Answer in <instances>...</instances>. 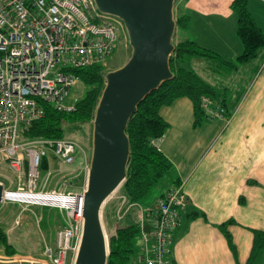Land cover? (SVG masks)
Here are the masks:
<instances>
[{"label": "built area", "instance_id": "1", "mask_svg": "<svg viewBox=\"0 0 264 264\" xmlns=\"http://www.w3.org/2000/svg\"><path fill=\"white\" fill-rule=\"evenodd\" d=\"M126 33L123 21L101 12L94 0H0V154L18 179L9 182L15 189L1 182L2 202L54 208L65 214L54 242L45 245L43 258L32 259V263L75 264L84 225L85 188L66 192L39 187L42 159H47L50 170L52 152L60 171L64 165L75 164L80 150V167L87 173L90 162L76 140H22L20 127L42 118L46 105L58 111H74L79 99L70 101V91L79 78L73 69L104 66L114 55L120 37L124 46L129 42ZM200 106L208 118L224 117L219 102L208 96L201 97ZM119 199L118 220L131 208L140 211L133 264H171L172 229L187 206L183 182L168 189L146 211L139 202L127 203L120 195Z\"/></svg>", "mask_w": 264, "mask_h": 264}, {"label": "crops", "instance_id": "2", "mask_svg": "<svg viewBox=\"0 0 264 264\" xmlns=\"http://www.w3.org/2000/svg\"><path fill=\"white\" fill-rule=\"evenodd\" d=\"M231 1L183 0L181 11L190 20L185 30L176 32L177 39L195 41L234 63L242 45L236 35ZM247 8L264 33V0H247ZM183 61L188 65L202 63V59L188 57ZM209 62L216 67H210L212 76L210 73L206 78L219 84L213 88L232 113L229 117L207 119L195 127L193 106L188 98H178L161 107L159 113L169 127L154 145L172 163V177L158 195L139 202L146 211L168 189L183 182L187 206L180 211L179 223L172 229L168 254L171 264H245L253 231L264 230V47L254 59L235 68H226L216 60ZM83 172L87 181V172L84 169ZM109 198L108 226L112 227L110 216L115 215L113 210L120 199L119 195ZM143 204L146 206L142 207ZM193 211L200 215L189 217ZM227 221H232L227 229L236 246L237 258L219 229ZM7 257L0 249V258ZM37 258L41 260L42 253ZM263 258L264 249L254 264H264ZM3 262L0 260L6 264Z\"/></svg>", "mask_w": 264, "mask_h": 264}, {"label": "trees", "instance_id": "3", "mask_svg": "<svg viewBox=\"0 0 264 264\" xmlns=\"http://www.w3.org/2000/svg\"><path fill=\"white\" fill-rule=\"evenodd\" d=\"M175 0L174 2H176ZM230 9L236 17V35L242 45V50L235 62H227L206 48L201 47L195 41L189 39H176V32L183 31L189 24L190 17L181 11L174 13L176 22L175 33L172 37L174 50L169 57V67L173 77L161 83V85L150 92L137 106L136 112L130 117L126 134L129 139L130 156L126 168V177L123 181L118 195L124 196L127 203L143 202L155 183L168 173L172 172L173 166L169 159L154 145V141L161 138L168 129V123L161 117L159 111L163 106L171 105L178 98H188L193 106V125L199 126L206 121L208 115L200 106L202 96H208L216 100L224 109L223 115L229 117L232 110L227 106L225 100L219 99L215 89L201 79L192 69L183 66L184 58L213 60L222 63L226 68H235L237 64H244L254 59L260 49L264 47V33L256 23L254 17L247 8V0H232ZM74 74L86 86L84 95L76 103L74 111H58L46 105L44 115L29 126L20 127V138L22 140H33L38 138L60 139L68 133L82 130L83 127L94 119V113L99 98L105 86V75L103 66L95 64L88 67L73 69ZM47 159L43 158L40 171H47ZM177 181V180H175ZM107 206L103 210L105 227L108 232ZM118 203L114 207L117 210ZM200 213L193 211L189 217L195 218ZM117 221L114 233L108 235V249L106 264H133L137 253V241L139 238L138 222L123 223L118 220L115 211L110 216V222ZM232 221H227L219 226L224 235L229 249L237 258L236 246L227 226ZM0 249L6 255L16 254V247L0 227ZM264 249V230L253 231V242L250 254L245 264H254L259 254Z\"/></svg>", "mask_w": 264, "mask_h": 264}, {"label": "water", "instance_id": "4", "mask_svg": "<svg viewBox=\"0 0 264 264\" xmlns=\"http://www.w3.org/2000/svg\"><path fill=\"white\" fill-rule=\"evenodd\" d=\"M103 13L120 18L131 54L124 65L109 72L95 109L92 152L83 193V232L75 264H106L108 236L103 209L126 177L130 156L127 123L139 103L173 74L169 57L174 50L175 0H94ZM78 180L74 178L72 183ZM4 186L0 182V203ZM144 226V231L148 230Z\"/></svg>", "mask_w": 264, "mask_h": 264}, {"label": "rangeland", "instance_id": "5", "mask_svg": "<svg viewBox=\"0 0 264 264\" xmlns=\"http://www.w3.org/2000/svg\"><path fill=\"white\" fill-rule=\"evenodd\" d=\"M181 4H183V0H177L176 2H174V13H179V8ZM178 35L181 37L182 32H179ZM126 36L128 41L127 33ZM121 40L122 39L120 37V41L118 43L114 55L109 58L106 64L103 66V73L105 77L109 72L114 71L124 65V63H126L130 57L131 47L129 42L126 43L127 41L125 39L126 45L124 46V43H121ZM201 62V64L194 63L188 65L187 62L183 61V66L185 68L192 69L204 81L211 82L212 87H219L218 83L210 81L208 78H206L207 75H209L210 73L212 76L213 71L210 70V67L216 66L213 63L211 64L209 60H202ZM223 85L226 84L224 83ZM86 89V86L80 80L77 81L76 84L71 88L69 100L73 101L74 98L80 100V98L84 95ZM92 133L93 121H90L83 127L82 130H77L72 133L67 132L65 136L76 140L82 146L88 156L89 162L92 152ZM52 157L53 154L52 152H50L49 160L51 169H48L47 171H40L38 179L39 187H43L44 185V189L47 190H59L66 192H76L85 188L86 181L83 178V168L78 166L79 161L82 159V153L80 152V150L78 151V153H76L75 164L69 166L64 165L62 166L60 171L57 170V164L55 162V159H53ZM48 172L51 173L49 176ZM171 177L172 172L168 173L157 183H155L151 190V193L144 201H147L149 198H153L154 196L158 195L161 191H163L165 187L169 184ZM74 178H77L78 180L76 183H72V180ZM0 180L2 182H5L7 187H10L11 189H15L16 186L15 184L11 185L9 182H16L18 180L17 176L8 170L5 159L2 157L1 154ZM22 180H25V178H22ZM120 187L121 186H119L111 196L118 194ZM109 200H111V198H109L106 203ZM145 206L146 205L143 204L142 207ZM128 214L130 218L128 216L127 218L125 217L124 219L126 221L123 220L122 224L128 223L130 221H139L138 209L131 208L127 215ZM64 220V212L63 214H61L58 209L36 206L27 207L12 202H1L0 227L5 230L9 241L16 247V254L7 258H0V260L4 261L3 263L6 264H42L40 262L32 263L31 261L32 259L40 260L37 258V256H39V254L43 252L45 245L51 244L53 242L55 231L64 225ZM117 224V221H113V225L112 227L110 226L111 228L108 230V232L104 224L107 236L113 233V227H116ZM262 260H264V258Z\"/></svg>", "mask_w": 264, "mask_h": 264}]
</instances>
